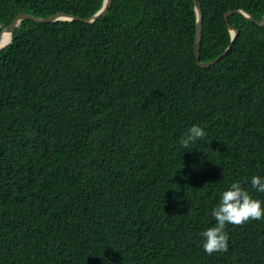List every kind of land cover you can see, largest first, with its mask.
<instances>
[{
    "label": "trees",
    "instance_id": "obj_1",
    "mask_svg": "<svg viewBox=\"0 0 264 264\" xmlns=\"http://www.w3.org/2000/svg\"><path fill=\"white\" fill-rule=\"evenodd\" d=\"M103 0H0L86 19ZM200 61L231 42L224 14L264 0H198ZM193 0H112L94 23L22 20L0 50V264H264V219L226 225L219 193L264 175V26L232 13L227 54H194ZM193 124L207 134L191 151Z\"/></svg>",
    "mask_w": 264,
    "mask_h": 264
},
{
    "label": "clouds",
    "instance_id": "obj_2",
    "mask_svg": "<svg viewBox=\"0 0 264 264\" xmlns=\"http://www.w3.org/2000/svg\"><path fill=\"white\" fill-rule=\"evenodd\" d=\"M206 137L204 128L193 124L179 139V146L191 151ZM250 184L255 192L264 193V175H253ZM211 217L215 223L200 233L202 249L207 255L225 253L229 240L226 225H242L250 220L264 219V201L254 199L241 182L234 181L219 193L218 203L211 209Z\"/></svg>",
    "mask_w": 264,
    "mask_h": 264
},
{
    "label": "water",
    "instance_id": "obj_3",
    "mask_svg": "<svg viewBox=\"0 0 264 264\" xmlns=\"http://www.w3.org/2000/svg\"><path fill=\"white\" fill-rule=\"evenodd\" d=\"M112 0H103L101 7L94 12L90 17L83 19L75 15L67 14L64 12H57L52 15L46 16V17H36L34 15H31L26 12H20L18 13L12 22H10L8 25L3 27L0 30V50H2L5 46H7L11 40H12V33L14 29L20 24L22 20L29 19L34 22L38 23H48V22H56V21H82L87 24H92L94 23L98 18L104 16L107 11L109 10V7L111 5ZM194 4V11L196 15V22H195V38H194V54L196 58V62L198 66L200 67H208L212 64H214L216 61H218L221 57L225 56L228 52V50L231 48V43L235 39L236 35L238 34V29L233 27L229 22H228V16L232 13H239L242 14L244 17L247 18V20L256 23L258 26L263 27L264 26V14L263 16L259 19L256 20L250 13H248L246 10L242 8L235 9L233 11H228L224 14V20L227 23V27L231 36V42L230 44L222 51L218 56L215 58L208 60V61H200V45H201V37H202V9L200 6V3L198 0H193ZM9 36V40L5 43H2L3 36Z\"/></svg>",
    "mask_w": 264,
    "mask_h": 264
},
{
    "label": "bare ground",
    "instance_id": "obj_4",
    "mask_svg": "<svg viewBox=\"0 0 264 264\" xmlns=\"http://www.w3.org/2000/svg\"><path fill=\"white\" fill-rule=\"evenodd\" d=\"M9 40V36L5 35L3 36L2 43H5Z\"/></svg>",
    "mask_w": 264,
    "mask_h": 264
}]
</instances>
